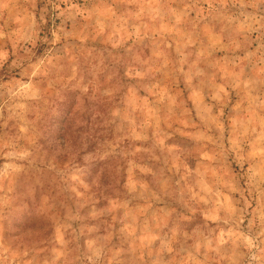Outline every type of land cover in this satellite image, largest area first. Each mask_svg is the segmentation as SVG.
<instances>
[{
    "label": "rangeland",
    "instance_id": "374dc122",
    "mask_svg": "<svg viewBox=\"0 0 264 264\" xmlns=\"http://www.w3.org/2000/svg\"><path fill=\"white\" fill-rule=\"evenodd\" d=\"M0 264H264V0H0Z\"/></svg>",
    "mask_w": 264,
    "mask_h": 264
}]
</instances>
